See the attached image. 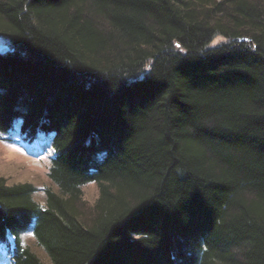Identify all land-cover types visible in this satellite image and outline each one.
<instances>
[{
    "label": "trees",
    "instance_id": "16d2710c",
    "mask_svg": "<svg viewBox=\"0 0 264 264\" xmlns=\"http://www.w3.org/2000/svg\"><path fill=\"white\" fill-rule=\"evenodd\" d=\"M0 34V133L55 150L43 203L0 176L11 264H264V0H0Z\"/></svg>",
    "mask_w": 264,
    "mask_h": 264
},
{
    "label": "rangeland",
    "instance_id": "374dc122",
    "mask_svg": "<svg viewBox=\"0 0 264 264\" xmlns=\"http://www.w3.org/2000/svg\"><path fill=\"white\" fill-rule=\"evenodd\" d=\"M221 36L216 37L212 44L222 41ZM9 40L0 34V51L11 50ZM19 124H15L12 131L0 133V176L7 178L8 183L31 182L37 187L35 196L40 202H44V188L51 185L48 177V162L53 149L51 145L38 138L31 142L21 137ZM35 141V142H34ZM98 195L96 183L91 181L83 185L84 210L92 207V203ZM12 239V238H11ZM23 240L29 243L34 251L45 259L42 249L36 244L31 230L23 234ZM0 264H4L0 262Z\"/></svg>",
    "mask_w": 264,
    "mask_h": 264
},
{
    "label": "bare ground",
    "instance_id": "6f19581e",
    "mask_svg": "<svg viewBox=\"0 0 264 264\" xmlns=\"http://www.w3.org/2000/svg\"><path fill=\"white\" fill-rule=\"evenodd\" d=\"M37 140V139H36ZM45 141H47L49 143L48 140L44 139ZM35 142V141H34ZM50 144V143H49ZM51 145V144H50ZM51 148L53 149V153L55 152L54 147L51 145ZM53 156V155H52ZM50 157V156H49ZM12 238V239H11ZM10 239L13 240V236L10 235ZM5 250L2 247V244H0V262L2 263V261L4 262V264H11L10 261H7V259H5Z\"/></svg>",
    "mask_w": 264,
    "mask_h": 264
}]
</instances>
